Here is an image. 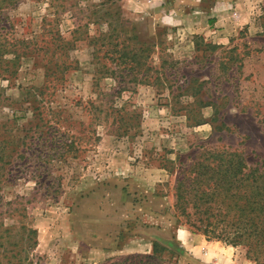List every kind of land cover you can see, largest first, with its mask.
<instances>
[{
	"label": "rangeland",
	"instance_id": "obj_1",
	"mask_svg": "<svg viewBox=\"0 0 264 264\" xmlns=\"http://www.w3.org/2000/svg\"><path fill=\"white\" fill-rule=\"evenodd\" d=\"M201 147L264 171V0H0V264H257L173 216Z\"/></svg>",
	"mask_w": 264,
	"mask_h": 264
},
{
	"label": "trees",
	"instance_id": "obj_2",
	"mask_svg": "<svg viewBox=\"0 0 264 264\" xmlns=\"http://www.w3.org/2000/svg\"><path fill=\"white\" fill-rule=\"evenodd\" d=\"M106 39L110 37L99 40ZM129 40L136 41L127 43L123 39L108 44L110 49L106 55L132 74L145 66L149 46L135 35ZM64 134L69 132L63 133L68 140ZM65 146L72 148L74 144L66 142ZM201 148L202 152L189 164L182 163L183 169L174 187V218L192 233L203 234L208 240L246 248L247 259L264 264V171L249 167L245 156L239 152ZM167 250L158 240L153 243L152 255L128 258L122 263L139 258L138 263L130 264H162L161 256Z\"/></svg>",
	"mask_w": 264,
	"mask_h": 264
},
{
	"label": "crops",
	"instance_id": "obj_3",
	"mask_svg": "<svg viewBox=\"0 0 264 264\" xmlns=\"http://www.w3.org/2000/svg\"><path fill=\"white\" fill-rule=\"evenodd\" d=\"M240 10H242L241 7H240ZM235 13H236V11H235ZM240 13L241 14H239L238 19L240 17L239 20L241 21V23L243 21L247 25V24H252V23L256 22V19H253V15L251 14L250 10L240 11ZM185 238H187V240H189V237H185Z\"/></svg>",
	"mask_w": 264,
	"mask_h": 264
}]
</instances>
